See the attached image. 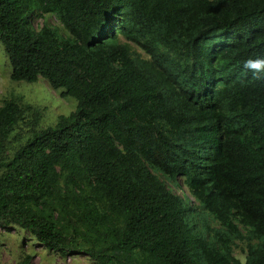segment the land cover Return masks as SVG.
Here are the masks:
<instances>
[{
    "label": "trees",
    "instance_id": "1",
    "mask_svg": "<svg viewBox=\"0 0 264 264\" xmlns=\"http://www.w3.org/2000/svg\"><path fill=\"white\" fill-rule=\"evenodd\" d=\"M0 45L10 81L76 101L39 130L2 100L1 228L94 264H240V226L260 240L243 264H264V76L243 67L264 57V0H0Z\"/></svg>",
    "mask_w": 264,
    "mask_h": 264
},
{
    "label": "rangeland",
    "instance_id": "2",
    "mask_svg": "<svg viewBox=\"0 0 264 264\" xmlns=\"http://www.w3.org/2000/svg\"><path fill=\"white\" fill-rule=\"evenodd\" d=\"M54 27L58 35L66 36V32L62 29L59 23L51 15L33 16L31 18V27L38 30L42 25ZM124 42L123 38L119 39ZM130 50L139 55L141 58H146L143 52L134 44L126 42ZM10 67L4 55L2 46L0 45V104L2 100L10 97H20L22 103L38 108L40 119L37 128L45 129L52 127L58 117L66 116L75 110L76 101L71 97H60L62 90L50 89L45 80L37 78L33 83L12 82L9 80ZM26 118L19 123L14 132L10 136L9 146L13 147L24 142L28 137L30 127L27 126ZM180 181V180H178ZM173 193L180 195V191L176 189V184L171 185ZM185 194L187 192L183 190ZM193 205H197L191 198ZM211 226H216L211 223ZM242 234L241 240H236L232 246V256L236 258L240 264L244 263L246 255V247L256 245L260 240L248 233L247 229L237 226ZM264 241V240H262ZM29 257L27 264H94L84 253L80 252L75 255H67L60 257L58 254L48 252L40 247L33 238L17 228L3 229L0 227V264H21V262Z\"/></svg>",
    "mask_w": 264,
    "mask_h": 264
},
{
    "label": "clouds",
    "instance_id": "3",
    "mask_svg": "<svg viewBox=\"0 0 264 264\" xmlns=\"http://www.w3.org/2000/svg\"><path fill=\"white\" fill-rule=\"evenodd\" d=\"M243 67L252 72L257 78H260L264 76V57L249 58L244 61Z\"/></svg>",
    "mask_w": 264,
    "mask_h": 264
}]
</instances>
